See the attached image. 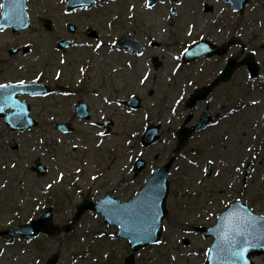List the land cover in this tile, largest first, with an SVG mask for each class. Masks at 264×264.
I'll list each match as a JSON object with an SVG mask.
<instances>
[{"label": "rangeland", "instance_id": "obj_1", "mask_svg": "<svg viewBox=\"0 0 264 264\" xmlns=\"http://www.w3.org/2000/svg\"><path fill=\"white\" fill-rule=\"evenodd\" d=\"M148 2L98 0L68 10L66 0H27L30 26L0 28V84L23 80L51 87L46 96H19L31 105L36 127L11 131L0 119V231L39 217L47 207L60 229L34 239L0 233V264H47L53 253L57 264H128L129 255L132 264H204L213 238L201 227L215 225L236 200L264 214V0H251L242 16L224 0ZM68 24L75 25L74 33ZM126 36L144 44L141 54L120 49ZM60 38L72 46L58 49ZM202 39L233 44L225 56L184 63L185 49ZM249 52L260 64V77L239 66L204 102L186 108L189 95L213 81L229 56L241 60ZM134 95L142 101L138 110L124 103ZM79 102L88 104L89 119L75 115ZM205 109L214 121L180 142L178 129ZM58 123L71 124L72 132L58 130ZM150 125L160 126V137L145 146L141 138ZM172 157L168 214L156 244L132 252L95 211L65 230L84 200L99 202L113 193L128 201ZM37 158L46 175L35 172ZM138 158L147 165L135 175ZM253 259L264 264V255Z\"/></svg>", "mask_w": 264, "mask_h": 264}, {"label": "water", "instance_id": "obj_2", "mask_svg": "<svg viewBox=\"0 0 264 264\" xmlns=\"http://www.w3.org/2000/svg\"><path fill=\"white\" fill-rule=\"evenodd\" d=\"M226 1L230 2L235 10L243 13L250 0ZM94 2L95 0H68V7L74 8L93 4ZM22 9L23 12H25L24 1ZM9 15V9L5 4L2 24L14 25L16 30L29 25L27 15H25L26 23H24V25H16L7 22ZM69 28L71 31L74 30V27L71 25ZM69 44V41L63 39L58 42L60 48H65ZM121 46H128L131 50H141L140 43L133 38L121 40ZM228 48L229 46L218 49L210 43H205L203 41L192 46V48L185 53L184 60L188 62L202 55H223L228 51ZM243 64H247L253 76L258 74L259 66L255 62L254 55L250 54L240 62L230 58L217 82L230 79L237 66ZM213 86L214 83L209 87H204L201 90L195 91L188 102V106L193 107L198 99L204 100L213 89ZM48 92L49 88L38 83L24 85L10 84L9 88L0 89V107L3 108V111H0V118L4 119L11 130H26L36 126L37 121L29 116L30 105L20 101L18 94L29 93L44 95ZM127 105L132 108H137L140 106V100L133 97L127 102ZM8 109L11 110L10 113L7 112ZM77 116L80 118L89 117L85 104L79 105ZM190 118L191 117L188 119ZM209 120L210 117L205 112L200 121L195 123L192 127H183L179 131L180 139H188L193 133L202 129ZM67 126L61 124L58 125L57 128L60 130H68L66 129ZM157 131L158 126L147 128L143 137L144 142L146 144L153 143L158 137ZM11 147L16 148L17 144L12 141ZM173 162L174 159H171L164 167L153 171L152 175L145 182L137 195L128 202H119L114 198L113 194L97 204L93 203V201H84V203L79 206L74 220L88 210H95L98 215H102L105 218V221L109 223L110 226L119 227L116 236L129 240L132 250H137L141 246L157 241L162 231V220L167 214L165 204L169 194L168 176ZM145 165L143 160H138L134 166V170L141 171ZM35 170L42 175L46 172L41 165L40 159L36 160ZM247 170L249 171V169ZM248 222H251L252 226H249ZM70 226L71 225H68L66 229L69 230ZM237 228L244 231V235L236 237L237 244L231 250L237 253V255H232L228 251H222L220 248H217V245L220 244L223 249H227L229 247V241L234 234V230ZM54 231H60V229H55L52 221L51 209H47L38 219L25 225L13 227L3 233L15 237L34 238L41 232L50 235ZM203 231L206 236L213 235L215 237V241L209 249L205 264H254L251 261V256L264 254V216L253 213L240 202L235 203L225 211L220 216L216 226L205 228ZM240 252L243 254L239 255ZM55 263L56 255L52 257L49 264Z\"/></svg>", "mask_w": 264, "mask_h": 264}, {"label": "snow or ice", "instance_id": "obj_3", "mask_svg": "<svg viewBox=\"0 0 264 264\" xmlns=\"http://www.w3.org/2000/svg\"><path fill=\"white\" fill-rule=\"evenodd\" d=\"M15 2V0H10V3H14ZM3 7H5V5L4 4H0V8H3ZM134 7V6H133ZM177 59H179V57H177ZM19 83L21 84V85H24V84H26L27 82L26 81H23V80H21V81H19ZM10 87V85H8V84H0V89H7V88H9ZM253 103H255V101H253ZM0 111H3V108L2 107H0ZM100 135H104V133H100ZM249 151H251V149H248ZM237 171H238V169H237ZM94 179H95V177H94ZM50 187V186H49ZM248 224H249V226H252L251 225V222H248ZM242 235H244V231H242L241 229H239V228H237V229H235L234 230V234H233V236L231 237V239H230V241H229V247L227 248V249H223L222 247H221V245L220 244H218L217 245V248H220L222 251H228L230 254H232V255H237V253H234V252H232L231 250H232V248L233 247H235V245L237 244V239H236V237H238V236H242ZM211 251V250H210ZM243 253L242 252H240L239 253V255H242Z\"/></svg>", "mask_w": 264, "mask_h": 264}, {"label": "bare ground", "instance_id": "obj_4", "mask_svg": "<svg viewBox=\"0 0 264 264\" xmlns=\"http://www.w3.org/2000/svg\"><path fill=\"white\" fill-rule=\"evenodd\" d=\"M96 92H97V91H96ZM212 130H214V131H215V130H217V129H215V128H214V129H212ZM192 173H193V172H192Z\"/></svg>", "mask_w": 264, "mask_h": 264}]
</instances>
